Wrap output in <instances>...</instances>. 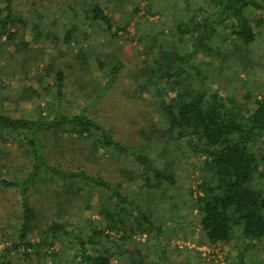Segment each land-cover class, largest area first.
<instances>
[{"label": "trees", "instance_id": "obj_1", "mask_svg": "<svg viewBox=\"0 0 264 264\" xmlns=\"http://www.w3.org/2000/svg\"><path fill=\"white\" fill-rule=\"evenodd\" d=\"M89 1L83 18L70 22L60 34L54 26L16 10L15 0L0 2V41L4 38L18 44L15 53L2 60L3 49L8 44L0 42V162L8 157L13 163L11 167H15L16 159H22V166L10 180L0 179L3 189H10L18 196L23 211L17 229L18 243L6 249L7 256L12 250L19 258L30 261L43 257L54 264H113V259L120 263L124 255H128V264L139 263L127 245L134 242L135 235L163 228V222L158 225L152 217L154 209L151 207L156 203L155 194L158 198L165 192L164 186L176 185L172 166L178 157L175 152H163L166 156L172 155V163L167 169L156 168L147 155L124 146L94 118L84 112H66L62 105L66 76L53 65L54 57L51 58L52 65L43 66L41 72L32 77L41 86L42 93L24 84L13 91L2 83L3 78L17 75L28 81L31 67H37V56L48 55L45 48L37 51L32 48V43L17 39L18 33L27 28L33 43L55 47L60 43L67 48L90 40L91 34L84 30L87 22H99L110 31L113 25L106 13L109 9L103 8L100 0ZM262 1L202 0V5L195 11L187 8L188 16L176 26L177 44L162 42L149 46L147 53L150 55L155 51L154 57L145 60L135 76L141 81L139 86L143 91L154 92L163 116L164 127L157 132L158 139L166 136L173 143L186 141L191 154L202 158L196 165L199 195L193 199L190 194L182 204L170 203L169 216L163 221L174 220V212L180 209H186L185 219L195 211V220L210 249L232 242L239 244L243 253L237 264H247L244 253L253 242L264 240V152L260 149L264 145V95L258 98L246 93L241 97L242 101L232 94L221 96L217 90L206 86L213 77L201 76L195 59L200 53L218 56L222 64L217 69V76L226 69L233 70L237 63L246 68L243 54L263 35L264 27L263 21L253 20L249 12L264 11ZM112 5V9L117 10L126 5V0H112ZM220 33L229 44L224 45L221 41L224 48L215 50L214 40ZM184 37L188 39L186 51H183ZM31 52L34 54L30 55ZM88 57L87 54H76L78 69L84 75L89 67ZM97 64L102 68L103 63L97 61ZM121 66H109L106 82L99 89L100 93L96 92L94 103L116 82ZM168 92L174 95L169 97ZM43 95L52 98L43 106H36L34 118H13L2 108L4 102L31 101L41 99ZM251 101L252 106L248 107ZM151 135L153 132L150 138ZM9 141L13 142L12 156L6 153ZM103 150L133 160V169L125 171L127 180L131 182L138 177L144 180L143 189L150 191L151 197L147 200L148 208L124 195L120 183L62 162L65 155L89 161ZM40 183L47 188L59 187L52 190L53 212H38L30 201V190ZM99 191L104 193L105 203L99 207L91 206L89 200ZM85 209L92 210L98 219L88 220L89 224L83 230L67 231L73 211L83 213ZM31 234L38 240L32 241ZM69 243H75V252L67 259ZM56 245L58 250L53 251ZM163 261L170 264L167 259ZM1 264L14 262L5 256Z\"/></svg>", "mask_w": 264, "mask_h": 264}, {"label": "rangeland", "instance_id": "obj_2", "mask_svg": "<svg viewBox=\"0 0 264 264\" xmlns=\"http://www.w3.org/2000/svg\"><path fill=\"white\" fill-rule=\"evenodd\" d=\"M1 2V0H0ZM99 3L104 8L112 20V29L107 31L106 27L99 22H87L84 29L90 40L67 48L65 45L57 44H35L32 42V35L27 28L23 33H18L17 39L32 43V48H45L46 56H37V67H31L28 72L29 80H24L21 76L5 77L2 83L8 85L11 90H15L19 85H30L38 89V85L32 77L39 74L43 66L52 65L64 72L63 101L64 110L71 114L84 112L102 124L110 134L124 146L137 149L147 155L156 168L170 165L172 155H164L163 152H175L178 156L173 162L176 185L164 186L163 194H155L153 199L155 205L153 216L159 225L163 222L161 231L151 230L148 233L135 235L133 243L127 245L130 252L139 263L133 264H164L167 259L170 264H237L241 257L242 248L239 244L232 242L229 245H219L215 249H210L206 245L205 237L202 234L195 220L196 213L185 219L186 209L174 212V220L164 218L169 216V204L173 201H187L199 195L198 185L200 183L199 173L196 165L201 157L192 155L186 141L173 143L169 138L163 136L158 139L157 132L164 127L163 116L157 104L154 92L143 91L139 84L141 81L135 76L144 65L145 60L154 57V52L147 53L151 45L167 42L177 44L178 35L176 32L177 23L188 16L185 10L195 11L202 0H126V5L114 10L112 0H100ZM264 5V0L262 1ZM90 4L89 0H15L16 10H20L25 16H33L35 20H42L44 24L54 26L60 32L75 19H82ZM136 8V10H135ZM253 20L261 19L264 24V11L249 12ZM204 15V13H201ZM83 23V20L81 21ZM85 24V23H83ZM264 26V25H263ZM119 30H118V29ZM117 30V31H116ZM261 35L248 49L243 56H246L243 68L240 63L232 67L233 70L226 69L217 76V69L221 67V60L218 56L209 54H197L195 65L201 70V76L210 75L211 82L206 84L211 90H217L221 96L233 95L237 100L242 101V96L251 93L252 97L264 95V27ZM187 37L183 38V51L188 49ZM8 44L1 55L2 60L8 55L15 53L18 46L16 41L8 42L4 38L0 42ZM229 44L222 33L214 40V49H223ZM156 44V45H155ZM33 55L34 52L29 53ZM76 54H87L88 69L84 75L79 71ZM50 55V56H49ZM97 61L103 63L102 68ZM121 64V70L117 75V80L111 88L104 94L101 93L96 103V92L103 87L106 82L105 75L108 68ZM110 66V67H109ZM198 82V81H197ZM137 88V89H136ZM167 95L172 97L173 92ZM52 96H42L41 99L33 98L31 101H18V103L4 102L3 110L13 118H34L36 106H43L49 102ZM248 107L252 106L248 103ZM153 132V135L150 134ZM149 136V137H148ZM157 136V137H156ZM6 153L12 156L13 142L6 145ZM264 152V145L260 148ZM97 158L89 161L76 160L65 155L63 163L73 168H83L89 174L109 179L112 182L120 183L124 195L134 199L143 207L148 208L150 191L143 189L144 180L138 177L129 182L125 171L133 169V160L127 156H118L112 152L100 151ZM11 167L8 157L2 159L0 164V179L10 180L22 166V159L17 158ZM172 163V162H171ZM151 178V174L149 175ZM40 183L36 189L30 190V201L38 212L50 213L54 211L52 199L54 192L59 187H46ZM105 195L101 191L95 193L89 200V204L99 207L105 203ZM79 210V207H76ZM75 210L70 215L71 226L67 231L74 229L83 230L89 221L97 220L98 216L92 211L85 209L83 213ZM21 207L18 196L10 189H3L0 185V264L4 257L13 261L14 264H54L48 258L40 257L38 261H30L19 258L17 253L10 250L12 244L18 243L17 229L20 224ZM173 220V221H171ZM50 220L47 221L49 224ZM181 226H178V224ZM112 236L114 237L113 233ZM112 237V238H113ZM32 241H37L38 237L31 234ZM66 251L67 259L73 256L74 245ZM108 246L113 247L108 243ZM114 249V248H113ZM58 250V245L53 247V251ZM139 252V254H138ZM247 264H264V240L260 243H252L244 253ZM70 257V258H71ZM124 260L113 259V264H128V255H124ZM72 260V259H70ZM59 264V263H55Z\"/></svg>", "mask_w": 264, "mask_h": 264}]
</instances>
